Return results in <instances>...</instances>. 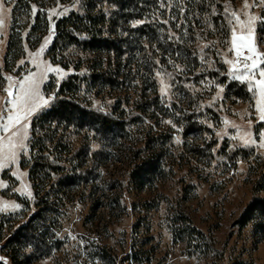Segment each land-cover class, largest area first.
<instances>
[{"label":"rangeland","instance_id":"obj_1","mask_svg":"<svg viewBox=\"0 0 264 264\" xmlns=\"http://www.w3.org/2000/svg\"><path fill=\"white\" fill-rule=\"evenodd\" d=\"M11 1L0 0L5 20L0 26V217L22 211L18 199L30 201V209L20 219L5 221L0 264H12L1 251L11 229L36 210L27 170L19 167L22 156L30 159V122L54 101L63 80L90 74L98 64L74 46L55 53L67 69L48 57L56 21L79 12L82 0H39L29 14L20 11L16 24ZM144 2L152 8L144 7L140 19L125 18L129 10L111 9L116 14L110 36L120 55L113 60L115 52H103L102 60L109 56L113 67L119 64L115 84L82 86L70 94L81 106L122 122L117 145L109 141L115 133L100 138L86 130L71 131L75 150L85 147L88 155L67 166L79 174L84 170L79 164H87L90 179L73 187L44 222L34 224L40 229L39 241L25 233L28 239L12 245L17 262L264 264V219L241 222L251 201L264 198L254 192L264 168V120L255 87L262 78L257 70L254 77L237 80L225 62L236 60L230 51L232 29L240 31L231 12L244 21L258 18L252 25L253 40L264 53V4L247 0L250 7L245 8V0H207L209 16L202 17L186 13L193 0ZM38 12H45L48 31L31 49L37 36L29 31ZM160 24L170 28L167 32L183 49L172 52L167 44L173 41ZM11 27L21 37L23 54L4 70ZM237 67L236 74H242L243 61ZM28 77L39 95L13 108L11 101L23 93L21 83ZM49 83L53 89L46 87ZM16 113L20 121L5 130L8 116Z\"/></svg>","mask_w":264,"mask_h":264},{"label":"trees","instance_id":"obj_2","mask_svg":"<svg viewBox=\"0 0 264 264\" xmlns=\"http://www.w3.org/2000/svg\"><path fill=\"white\" fill-rule=\"evenodd\" d=\"M38 1L12 0V22L16 24L20 11L25 15L29 14L31 6L38 5ZM193 1L195 2L194 4L189 3L186 10L187 14H194L193 12H195L194 15H196V12H198L202 17L206 14L209 16V2H206L207 0ZM144 7L152 8V5L146 4L144 0H82L79 12H72L56 21L54 26L55 35L48 50V57L51 63L61 65L62 68L67 69L69 65L58 61L55 53H63L69 47L74 46L81 52L90 55L91 59L89 62L94 64L98 60V64H94L90 74H72L63 80L57 87L54 101L46 109L40 111L30 122L28 139V156H30V159L27 161L22 156L19 167L27 170V178L32 190V200L36 210L24 220L23 224L15 230L11 229V237L1 247V251H6L5 253H7L12 264H22V262L16 261L18 252L15 251V248H12V245L27 237L25 233L27 235L31 234V236L35 235L33 239L39 241L38 232L40 229L39 226L34 224L44 222L47 215L56 211L64 200L68 198V193L73 187L86 183L90 179L92 172L87 164L83 166L79 164L78 169L80 167L84 169L79 174H74L77 168L74 170H69L68 168L72 162L88 155L85 147L75 150L76 148L69 141L71 131L73 129L76 132L86 130L98 135L100 138H105L106 135L111 137L115 133L114 137L109 139V141L113 145H117L116 141L120 137L118 133L123 131L124 125L122 122L107 114L81 106L70 94L77 93L82 86L95 87L102 85L107 87L115 84L118 77L119 64L117 63L113 67L111 62L112 59L117 60L120 55L117 53L120 50L114 46L115 43L110 36L112 35L111 29L114 26L113 19L116 14L111 9L129 10L130 13L123 14L129 20L131 18L140 19L144 17ZM160 25L166 31L165 37H170L173 41L167 44L173 49L172 52L183 49L182 45L175 39V36L169 35L170 33L167 32L170 31V28L166 27V25ZM12 30L13 28L11 27L3 59L4 70L9 69V62L13 66L23 54L21 37L19 34L13 33ZM47 31L48 21L46 14L45 12H38L29 31L30 35L37 36L35 42L30 45L31 49L38 45ZM157 38H159L158 35ZM103 52L115 53L112 59L107 56L108 58L102 60ZM74 70L75 73L78 72L79 66H75ZM46 87L53 89L54 84L49 83ZM65 156L70 157L62 158ZM248 157L244 156L242 159ZM97 166H101V164L99 163ZM255 183V194H264V168H261ZM18 200L23 207L22 211L17 214L0 217V238H2L1 233L7 219L9 221L20 219L30 209V201ZM256 216L261 220L264 219V198L255 197L251 201L245 209V214L241 216V222L246 224L250 217Z\"/></svg>","mask_w":264,"mask_h":264},{"label":"snow or ice","instance_id":"obj_3","mask_svg":"<svg viewBox=\"0 0 264 264\" xmlns=\"http://www.w3.org/2000/svg\"><path fill=\"white\" fill-rule=\"evenodd\" d=\"M261 4H264V0H259ZM245 8L250 7V5L247 3V0H245L244 4ZM227 11V9H226ZM231 16L235 18L236 23L239 25L240 31L237 32V29L233 27L232 29V36H231V49L230 51L235 52L236 60H226L225 62L232 65V68L230 71L233 72L234 78L237 80H244L247 79L249 76L254 77L256 75V71H259V75L262 79L255 81V87L259 90V96L260 100L258 101L259 108L258 110L262 113L261 119L264 120V68H261L260 65L264 64V53H261L258 51L257 46L253 40V32L254 29L252 27L254 21L258 19L254 16H249L247 21L241 20L240 16L235 13L231 12ZM5 20H4V7L3 4L0 3V26H3ZM231 23V21H230ZM47 43V42H46ZM44 51L43 47L41 48L39 53H36L37 56L40 55ZM247 52L248 54L245 55L244 53ZM243 61V73L242 74H236L240 72V69L237 67V65ZM251 61V63H249ZM51 71H55V69H49ZM8 79H11L10 77ZM25 83L29 85L27 89H25ZM251 84V81H250ZM35 86V82L32 80L31 77L26 78L25 82L21 83V88L24 89L23 93L19 96H17L16 100L11 101L13 108H16L20 106L23 103H26L31 97L38 96V89L36 91H33V88ZM8 91L9 96H12L13 93L10 90ZM42 99V97L40 98ZM44 103H47V101H44ZM32 109H29L27 114H30ZM21 119V116L19 113H16L14 115L8 116L9 124H5L4 128L5 130L8 129L10 124L18 123Z\"/></svg>","mask_w":264,"mask_h":264}]
</instances>
